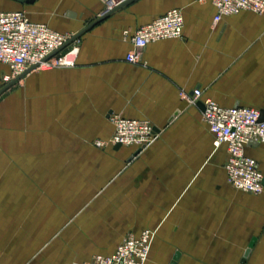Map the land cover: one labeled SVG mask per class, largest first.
Listing matches in <instances>:
<instances>
[{
    "label": "crops",
    "instance_id": "1",
    "mask_svg": "<svg viewBox=\"0 0 264 264\" xmlns=\"http://www.w3.org/2000/svg\"><path fill=\"white\" fill-rule=\"evenodd\" d=\"M109 1L125 0H0V11L76 36ZM171 9L182 12V39L151 43L136 64L125 62L135 31ZM214 16L210 0H135L76 38L73 67L31 70L13 85H28L30 135L9 138L0 107V264H88L127 234L153 229L145 264H170L177 253L176 264H238L249 238L248 264H264V191L228 184L226 147L214 148L197 106L208 98L264 110V13ZM8 73L0 63V82ZM196 89L202 96L191 104ZM113 115L149 121L157 140L137 155L115 150ZM97 140L106 150L93 154L90 170L100 173L90 181L78 151ZM70 147L83 163L77 184L97 194L81 208L68 198ZM245 153L264 176V144Z\"/></svg>",
    "mask_w": 264,
    "mask_h": 264
},
{
    "label": "built area",
    "instance_id": "2",
    "mask_svg": "<svg viewBox=\"0 0 264 264\" xmlns=\"http://www.w3.org/2000/svg\"><path fill=\"white\" fill-rule=\"evenodd\" d=\"M210 2L215 9L214 23L223 17L241 12L264 13V0ZM109 8H112V5L108 4L106 9ZM183 27L182 12L179 9L167 11L135 31L131 38L133 49L125 55L124 61L136 64L139 50L151 43L182 39ZM77 42L72 34L54 31L45 24L30 21L24 12L0 11V63L9 69V73L2 76V82L8 84L36 66V70L73 67L79 50ZM66 44L68 45L64 52L62 49L53 55ZM201 96L200 89L194 90L190 97L191 104H195ZM201 103L202 121L213 136L214 148L226 147L227 160L224 170L228 184L246 194H261L264 191V176L256 160L246 155L245 148L250 143L264 144V110L243 106L224 108L208 98L203 99ZM109 120L114 127L109 140L111 145L134 148L139 154L158 138V133L147 120L129 119L118 115L110 116ZM152 238L151 230L127 234L115 252L95 256L88 264H145Z\"/></svg>",
    "mask_w": 264,
    "mask_h": 264
},
{
    "label": "rangeland",
    "instance_id": "3",
    "mask_svg": "<svg viewBox=\"0 0 264 264\" xmlns=\"http://www.w3.org/2000/svg\"><path fill=\"white\" fill-rule=\"evenodd\" d=\"M6 84H2V82H0V89L3 88ZM0 107H6V109L9 111V114L7 115L8 117L3 120L5 122V124H7L9 126V128H7V130H9L10 128L12 129L10 137L9 138H16L18 140H25L28 138V136L30 135L29 132V127H28V123H29V116H28V109H29V98H28V85L23 82L22 84L13 87L11 86L9 89H7L4 94L0 97ZM15 112V113H14ZM110 119V117H109ZM201 124L203 125L202 121ZM102 144L101 141H94L91 145L90 148H80L79 152V156L80 155H84V157H81L82 160L85 161V176L88 180L91 181V178L96 177V175L98 176L100 171H94L96 173H94L92 170H90V168L93 165L94 162V158H93V154H100V153H104V150H106V146L105 145H99ZM104 144V143H103ZM77 148H69V162H68V166H69V194H68V198H69V202H73V204H77L79 208H81L80 206H84L85 204H92L93 203V198H95L92 193L94 192L93 190V184L88 183V185H90V187H92V191L91 193H88V189L89 188H82L84 185L82 184H77L78 180L76 179L77 176V168L78 165L76 162V160H78L77 157ZM99 157V156H98ZM80 159V160H81ZM83 163H81L80 166H82ZM91 165V166H90ZM101 181H97V183L95 184V188L100 186L99 183ZM87 186V184L85 185ZM102 190H100L99 192H101ZM97 192V191H96ZM244 193V192H243ZM245 194V193H244ZM93 195V196H92ZM107 197L108 196H104ZM109 199V198H108ZM108 201V200H107ZM89 208V207H88ZM77 212V209L75 211H70V218L73 216V214H75ZM81 215L83 216H87V214H89L88 212L89 209H85L80 211ZM96 229V228H95ZM98 229V228H97ZM90 230H92V228H90ZM247 232L252 233V229L251 227H248L246 229ZM153 232V238L156 236V229L152 230ZM249 236V235H248ZM251 238H249L250 240ZM246 242L245 248L246 251L249 249H252V246L255 242V240H250V242ZM153 242V240H152ZM252 243L251 248H249L250 244ZM152 244V243H151ZM71 245V243H70ZM58 248L60 250V246L58 245ZM248 252V254H249ZM246 253V252H245ZM248 254L245 256L244 258H242L241 260H237L238 264H243V260H244V264H248ZM29 261V260H27ZM31 263L33 264L34 260H30ZM248 261V262H247ZM215 262V260H214Z\"/></svg>",
    "mask_w": 264,
    "mask_h": 264
},
{
    "label": "water",
    "instance_id": "4",
    "mask_svg": "<svg viewBox=\"0 0 264 264\" xmlns=\"http://www.w3.org/2000/svg\"><path fill=\"white\" fill-rule=\"evenodd\" d=\"M19 2H26V3H32L34 0H17ZM135 0H125L122 3L113 6L112 8L106 9L105 11H103L101 13V15L99 16V18L97 20H95L94 22H92L91 24H89L86 28H84L81 32H79V34H77L76 36H74V38L76 39L77 37H79L82 33L86 32L87 30H89L90 28H92L94 25L100 23L101 21H103L104 19L108 18L112 13H114L116 10H118L119 8L133 2ZM109 5H111V2H108ZM69 44V43H68ZM68 44H66L65 46H63L61 49H59L58 51H56L53 55L57 54L58 52H60L62 49H64ZM51 55V56H53ZM37 67V66H36ZM36 67L30 68L29 70H27L24 74H22L21 76L15 78L14 80H12L10 83L6 84L1 90H0V95L2 93H4L7 89H9L11 86H13L15 83H17L19 80H21L27 73H29L31 70H35ZM197 106L201 107V110L203 111V105L201 102L197 103ZM262 119V118H261ZM120 148V145L117 144L114 146L115 150H118ZM138 154V151L135 152V155ZM263 186H264V179H263ZM252 243L250 244L249 248H251ZM249 249L246 251L245 256L248 254ZM178 253L174 255L173 259L171 260L170 264H176V261L178 259Z\"/></svg>",
    "mask_w": 264,
    "mask_h": 264
}]
</instances>
